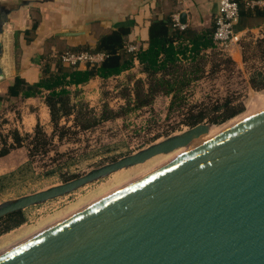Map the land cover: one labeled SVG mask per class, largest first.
<instances>
[{"label":"water","instance_id":"water-1","mask_svg":"<svg viewBox=\"0 0 264 264\" xmlns=\"http://www.w3.org/2000/svg\"><path fill=\"white\" fill-rule=\"evenodd\" d=\"M207 127L24 196L0 219L190 146ZM0 264H264V112L3 252Z\"/></svg>","mask_w":264,"mask_h":264},{"label":"rangeland","instance_id":"rangeland-1","mask_svg":"<svg viewBox=\"0 0 264 264\" xmlns=\"http://www.w3.org/2000/svg\"><path fill=\"white\" fill-rule=\"evenodd\" d=\"M244 43L252 42L249 40ZM240 51L243 56V43ZM251 52H247L249 57L247 64H238L232 58V62H229L227 61L229 57L218 52H214L216 55L210 52L205 77L193 83L185 92V105L179 110L170 111L171 97L164 95L158 96L149 107L128 110L135 82L139 79L146 80V75H141L140 69L101 82L97 94L87 91L81 95L79 92H74L72 101L77 105V110L81 106L87 110L88 116L84 119L89 117L99 119L105 110L120 115L101 122L90 130L74 127L76 115L68 120L63 119L61 127L66 128L57 131L58 135L64 134L62 140L57 135L53 137V124H51L52 132L46 126H41L48 139L46 142L40 139L38 148L33 153L34 156L30 153V142L35 131L33 134H22L23 137L30 136L24 140L22 146V151L26 154L21 152V155H17L15 159L1 165V169H5L17 163L21 164L13 172L0 176V208L24 196L59 186L171 138L184 135L192 129L185 124L190 111L203 110L208 115L203 125L221 127L227 124L226 126L229 127V122L249 113L247 109L253 96L264 95V90L254 89L249 82L253 67L262 66L260 60L252 56ZM228 100L231 102V107L242 108L243 111L224 123H211L210 119L223 115V110L217 111L216 108L223 107ZM132 107L133 105L130 106L131 109ZM3 124L0 121V143L4 138L2 134H6ZM169 155L170 153L155 156L144 163L102 177L57 199L27 208L24 210L25 223L0 235V254L50 227L53 221L55 223L65 219L63 217H69L73 210L80 211L148 176V173L150 175L164 168L153 169ZM147 170L152 172H146ZM0 225L1 229L3 224Z\"/></svg>","mask_w":264,"mask_h":264},{"label":"trees","instance_id":"trees-1","mask_svg":"<svg viewBox=\"0 0 264 264\" xmlns=\"http://www.w3.org/2000/svg\"><path fill=\"white\" fill-rule=\"evenodd\" d=\"M246 1L238 0L240 5V19L236 25L238 32L246 25L248 19L264 18V11L258 8L251 9L246 5ZM216 20L217 18L214 19L209 28L201 31L189 26L181 29L172 18L155 20L149 27L147 48L137 47L136 52L128 50L130 46L128 37L133 22L127 20L118 24L111 33L101 36L94 47L90 45L79 46L59 53L52 58L43 56L41 80L31 85L21 77H17L14 84L9 88V96L13 98L22 96V98L27 99L47 92L46 104L50 109L51 122L54 126L53 137L57 135L62 140L64 134L58 135L57 131L65 130L66 127H61L63 119L68 120L71 116L76 115L74 127L90 130L99 123L117 118L120 115L105 110L99 119L96 117L84 119L88 116L87 110L84 106L77 110V105L73 104L72 101L73 94L70 88L84 85L94 78L106 81L119 77L132 69L135 62L138 61L142 67V72L146 75V80L139 79L135 82L134 93L133 97L131 96L129 99L128 110L133 111L149 107L160 95L171 97L170 111L179 110L185 105V92L190 89L189 87L193 83L205 77L208 52H215L213 36ZM243 49V63L247 64L249 60L248 51H252V56H256L262 63L261 67H253L249 82L254 89L264 90V37L254 43H243ZM69 52L102 53L105 58L100 64L93 67L87 66L83 70L80 67L67 66L62 62V55ZM214 55L216 54L214 53ZM227 61L232 62L231 59ZM52 63L55 66L54 69H52ZM132 105L131 109L130 106ZM216 110H223V115L219 118L210 119V122L214 124L224 123L243 111L242 108L231 107L229 100L224 103L223 107H217ZM207 116L203 110L199 112L190 111L185 124L193 128L202 124ZM10 135L13 139L12 144H9L6 138L1 140L0 158L7 156L14 149L21 148L24 140L30 137L29 135L23 137L17 130L11 132ZM40 139L46 142L48 135L38 125L30 142L32 156L38 148ZM24 223V211L9 214L0 219V224H3L0 235L20 227Z\"/></svg>","mask_w":264,"mask_h":264},{"label":"crops","instance_id":"crops-1","mask_svg":"<svg viewBox=\"0 0 264 264\" xmlns=\"http://www.w3.org/2000/svg\"><path fill=\"white\" fill-rule=\"evenodd\" d=\"M255 8L264 11V4ZM218 9L219 0H0L3 44L0 62L7 78L0 83V121L4 123L6 132L2 137L12 144L11 132L17 130L21 135L33 134L38 125L46 126L52 132L50 109L46 104L47 92L27 99L9 96V88L17 77L31 85L41 80L43 56L52 58L79 46L94 47L101 36L111 33L118 24L127 20L133 22L129 45L146 49L153 21L172 18L179 23L180 15L186 13L187 24L184 27L201 31L209 28L217 18ZM240 32L242 43L249 40L254 43L263 38L264 18L248 19ZM62 33L71 35L64 36ZM242 43L233 55L238 64H243ZM51 66L54 69L53 63ZM86 68L80 67L83 70ZM134 69H140L141 75H145L138 61L122 75ZM103 81L94 78L70 90L72 94L79 92L82 95L87 91L97 94L98 85ZM22 150V147L17 148L0 158V176L21 166L17 163L1 169L4 162L15 159L21 152L25 155Z\"/></svg>","mask_w":264,"mask_h":264},{"label":"built area","instance_id":"built-area-1","mask_svg":"<svg viewBox=\"0 0 264 264\" xmlns=\"http://www.w3.org/2000/svg\"><path fill=\"white\" fill-rule=\"evenodd\" d=\"M264 0H247L246 5L250 8L262 6ZM240 19V5L238 0H219L218 16L214 32L215 52L222 54L229 59H234L233 55L243 41L241 32L236 30V25ZM178 27L184 29V25L176 22ZM130 52H136L138 48L134 45L128 47ZM210 52H208L209 54ZM105 58L102 53L92 54L89 52L65 53L62 55V62L70 67L95 66L100 64Z\"/></svg>","mask_w":264,"mask_h":264},{"label":"bare ground","instance_id":"bare-ground-1","mask_svg":"<svg viewBox=\"0 0 264 264\" xmlns=\"http://www.w3.org/2000/svg\"><path fill=\"white\" fill-rule=\"evenodd\" d=\"M256 96V95H255ZM253 96L254 98H252V100L250 101L249 103V106H248V109L249 110V113L247 115H244V116H241V117H238L236 118L235 120L231 121L228 123V125L230 124L229 127H227L226 125L225 126H208L207 127V130L206 132L200 137V139L196 140L192 145L190 146H186V147H181V148H177L176 150L170 152V155L167 157V158H164L163 159V162H159L160 164L156 167H153V169L155 168L156 169H160L162 167H165L171 163H173L174 161H176L177 159H179L180 157H182L183 155H185L186 153H188L189 151L192 150V148H195L196 146L200 145V144H204L206 142H210L222 135H224L225 133L231 131L232 129L238 127L239 125L245 123L246 121L250 120L251 118L255 117L256 114H260L262 112H264V95L262 96H257L255 97ZM246 118V119H245ZM189 134V131L186 132L184 135L182 136H186ZM161 155V154H160ZM158 156V155H157ZM154 158V157H153ZM152 159V158H151ZM152 170V169H151ZM150 171V170H149ZM148 170L146 172H149ZM152 172V171H150ZM155 172V171H154ZM153 172V173H154ZM143 174V173H142ZM141 174V176H143ZM149 175V173H148ZM124 176V175H123ZM146 176V175H145ZM133 179V178H132ZM135 179V178H134ZM137 180V179H136ZM88 206V205H87ZM90 206V205H89ZM80 208V207H79ZM75 210H78V209H75ZM75 210H73L74 212H76ZM80 210V209H79ZM72 211V212H73ZM74 212L72 214H74ZM78 212V211H77ZM72 214H69V215H72ZM68 216V215H66ZM63 218H67V217H63ZM57 220V219H56ZM60 220V219H59ZM62 220V219H61ZM60 220V221H61ZM54 222V221H53ZM52 222V223H53ZM59 222V221H58ZM51 223V225H52ZM57 223V221L55 222ZM53 223V225L55 224ZM50 225V226H51ZM48 226V225H47ZM44 229V228H43ZM46 229V228H45ZM38 230V229H36ZM38 234V233H36ZM28 236V235H27ZM32 237V236H31ZM28 239V238H27ZM23 240V239H22ZM22 242V241H21ZM15 243V242H14ZM20 243V242H19ZM16 246V245H14ZM3 252V251H2Z\"/></svg>","mask_w":264,"mask_h":264}]
</instances>
